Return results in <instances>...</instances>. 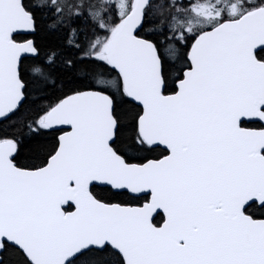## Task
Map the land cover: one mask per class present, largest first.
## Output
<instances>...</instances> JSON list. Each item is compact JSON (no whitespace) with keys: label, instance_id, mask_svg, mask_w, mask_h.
Wrapping results in <instances>:
<instances>
[{"label":"snow or ice","instance_id":"6c2138e0","mask_svg":"<svg viewBox=\"0 0 264 264\" xmlns=\"http://www.w3.org/2000/svg\"><path fill=\"white\" fill-rule=\"evenodd\" d=\"M0 264H264V0H0Z\"/></svg>","mask_w":264,"mask_h":264}]
</instances>
